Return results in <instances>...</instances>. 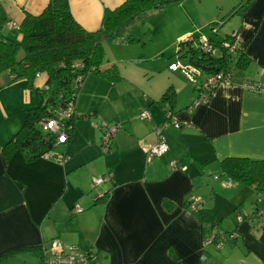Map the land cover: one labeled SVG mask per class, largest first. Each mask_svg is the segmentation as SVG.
<instances>
[{
  "label": "crops",
  "instance_id": "1",
  "mask_svg": "<svg viewBox=\"0 0 264 264\" xmlns=\"http://www.w3.org/2000/svg\"><path fill=\"white\" fill-rule=\"evenodd\" d=\"M124 1L69 0V6L83 28L95 31L105 8ZM48 3L0 0L5 34L20 40L26 14L38 15ZM226 23L229 31L222 39H208H230L249 61L245 66L232 61L230 66L239 71L231 72L230 82L219 83L207 102L189 108L197 96L196 80L185 87L190 89L185 99L174 86V98L160 99L158 108L142 91L133 112L114 107L92 126L88 118L78 117L90 112L89 120L97 118L100 105L95 101L100 97L89 92L94 101L75 100L71 138L58 144L59 151L55 146L33 161L18 151L7 159L1 147L20 128L26 112L43 104L45 78L35 79V89L0 73V255L20 249L15 256H34L41 264V247L56 239L97 250L102 264H264V211L256 209L257 195L252 187L229 179L219 164L226 157L264 160V92L244 88L245 82L264 84V0L239 7ZM197 75L199 80L206 76ZM144 110L149 120L138 117ZM169 114L180 128L164 126ZM110 119L117 130L105 152L100 139L108 124L104 120ZM72 139L79 153L73 151ZM163 141L167 151L148 158L146 150ZM109 173L110 180L93 184V178ZM195 198L197 208L211 209L219 218L220 230L233 233L226 234L221 247L204 243L203 226L189 205ZM75 206L83 210L75 212Z\"/></svg>",
  "mask_w": 264,
  "mask_h": 264
},
{
  "label": "trees",
  "instance_id": "2",
  "mask_svg": "<svg viewBox=\"0 0 264 264\" xmlns=\"http://www.w3.org/2000/svg\"><path fill=\"white\" fill-rule=\"evenodd\" d=\"M171 1L173 0H125L113 9L105 8L100 28L88 31L74 19L69 0H49L40 14H26L19 26L22 33L20 40L5 34L4 27L7 20L0 17V73H9L10 82L17 79L25 80L29 88L37 89L34 81L41 75L45 78L42 90L45 86H48L49 90L51 83L55 86L48 95H45L41 106L26 112L20 128L1 147L5 157L9 159L14 152L18 151L27 161H33L52 152L56 146L55 136L45 132L40 126V121L53 115L54 110L69 96H72L75 101L87 75L95 74L108 78L112 82L120 78L115 65L101 66L105 54L103 40L112 36L118 27L126 25L130 19L162 8ZM250 2L251 0H246L240 7H246ZM193 41V35L189 41H181L178 53L188 56L190 63L205 74L217 71L230 72L232 61L239 66H245L249 61L244 52L237 50L228 52L225 48L219 49L217 56H211L198 46V40ZM210 41L216 46L221 43V41ZM20 50L23 51L22 56L18 55ZM234 53L236 56H233ZM187 70L194 75L198 83L200 80L197 72L190 71L189 68ZM78 76L79 81H74V78ZM173 98L174 91L169 87L160 99ZM91 115L92 113L86 112L78 117L89 119ZM75 118L74 114L68 139L72 136ZM219 164L222 173L229 179L252 187L257 195L256 209L264 210V203L257 202L259 196H264V160L226 157ZM104 197L103 194L100 198ZM195 215L203 226L205 238L210 236L213 230H220L217 227L220 220L211 209L197 208ZM228 233L225 232V234ZM19 251L20 249L12 250L0 255V264L2 260Z\"/></svg>",
  "mask_w": 264,
  "mask_h": 264
},
{
  "label": "rangeland",
  "instance_id": "3",
  "mask_svg": "<svg viewBox=\"0 0 264 264\" xmlns=\"http://www.w3.org/2000/svg\"><path fill=\"white\" fill-rule=\"evenodd\" d=\"M245 2L246 0H173L162 8L130 19L126 25L118 27L112 36L106 37L102 42L105 54L101 66L115 65L120 78L111 82L89 74L77 93V102L79 99L84 103L94 101L87 95L89 92H95L100 97L95 101L100 105L97 118L87 121L92 126L93 121L101 123V119H105L104 114L109 117L114 107L124 114L133 112L140 102L142 91L155 99L154 106L157 108L159 105L156 102H160V96L169 86L174 90V86L182 89L180 97L185 99L190 90L185 91V87L190 83L195 84V77L187 68L197 73L202 72L190 63L188 56L178 53L181 40L187 35H193V42L199 41L200 37L222 39L226 31H229L226 22ZM184 32L187 34L181 35ZM18 55L22 56L23 51L20 50ZM230 69L232 74L239 71L234 64H231ZM49 85V90H43L46 95L55 87L53 83ZM83 86L86 87L84 94ZM101 94L106 97L104 100L101 99ZM113 121L104 120V123L114 125ZM72 142L73 139V151L79 153L80 146L78 149V144L73 145ZM60 149L57 144L55 152ZM75 152H71V156ZM3 264L37 262L34 256L13 255Z\"/></svg>",
  "mask_w": 264,
  "mask_h": 264
},
{
  "label": "built area",
  "instance_id": "4",
  "mask_svg": "<svg viewBox=\"0 0 264 264\" xmlns=\"http://www.w3.org/2000/svg\"><path fill=\"white\" fill-rule=\"evenodd\" d=\"M192 35L186 36L182 42L189 41ZM189 38V39H188ZM198 46L207 54L211 56H217L219 49L225 48L228 52H234L236 50L235 45L230 39H225L221 41L218 46L213 44L209 39L205 37H200L198 41ZM179 49V48H178ZM79 76L74 78V81H79ZM231 81V71H217L213 73H208L206 76L196 84L197 96L193 100L192 104L189 106L190 109L204 104L208 101L209 96L213 89L221 82H230ZM244 88L253 91L262 93L264 92V84L262 83H244ZM45 89H48V86H45ZM75 114V101L72 96H69L64 100V103L59 105V107L54 110V114L48 117H45L40 121L41 128L53 134L55 136L54 144H65L68 140V133L71 128L72 118ZM141 119L149 120L150 116L147 111H142L139 114ZM172 125L176 128H180V123L172 118V115L169 114L167 117L164 126ZM105 129L102 133L100 139V146L103 151L107 152L110 150L111 142L113 136L117 130L116 125H105ZM160 133L158 128L156 131ZM167 151V146L163 142H159L156 145L151 146L146 150V155L148 158L153 156H159L164 154ZM112 175L105 174L104 176L93 178V184L95 186L110 180ZM102 196V195H101ZM100 196V197H101ZM264 196H259L257 199L258 203H264ZM198 198L189 201V205L193 210H196V203ZM83 208L80 206H75L73 211L80 212ZM257 210L262 213V209ZM233 234V233H232ZM232 234H228L229 237ZM225 232L222 230H213L211 235L205 239V244L216 242L218 247H221L225 241ZM41 264H102L101 255L97 250L94 249H82L77 245L61 243L56 239H53L49 247H41Z\"/></svg>",
  "mask_w": 264,
  "mask_h": 264
}]
</instances>
